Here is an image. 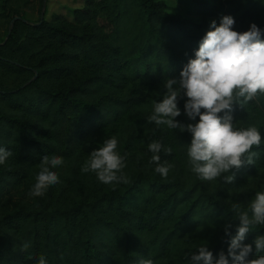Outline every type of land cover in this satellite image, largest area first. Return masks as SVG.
I'll return each mask as SVG.
<instances>
[{"label":"trees","instance_id":"obj_1","mask_svg":"<svg viewBox=\"0 0 264 264\" xmlns=\"http://www.w3.org/2000/svg\"><path fill=\"white\" fill-rule=\"evenodd\" d=\"M76 1L78 8L49 19L40 9L35 23L0 6L9 26L0 40V146L13 152L0 165V264H35L40 255L48 264H187L204 243L214 257L226 254L224 225L235 235L239 224L232 205L247 208L264 191V143L253 147V165L233 169V183L206 182L190 170V134L147 118L163 81L192 58L207 19L230 15L237 32L250 23L264 30V0H191L199 23L163 0ZM183 104L176 119L187 123ZM231 114L264 138V96ZM113 135L127 153V184L81 172L90 151ZM151 140L173 149L160 153L174 164L167 178L148 163ZM45 154L64 158L54 169L60 183L30 197ZM260 234L264 225L243 243ZM25 240L31 247L22 252Z\"/></svg>","mask_w":264,"mask_h":264},{"label":"clouds","instance_id":"obj_2","mask_svg":"<svg viewBox=\"0 0 264 264\" xmlns=\"http://www.w3.org/2000/svg\"><path fill=\"white\" fill-rule=\"evenodd\" d=\"M235 20L230 15L209 23L203 37L198 42L192 58L183 65L178 76L167 77L163 81V92L158 101H153L149 122L156 126H166L170 130L190 134L186 153L190 170L200 180L220 181L231 184L233 169L253 165L264 143L256 125L238 126L232 116L233 106L243 107L250 101L264 96V38L255 23H250L247 31L234 30ZM187 55V53L185 54ZM184 100L183 114L190 122L176 118L181 116L180 100ZM147 149L152 153L148 163L154 165L155 173L167 178L174 164L162 160L160 153L171 155L173 149L165 147L160 140H151ZM13 156V152L0 146V165ZM127 153L121 154L119 140L113 135L103 139L93 148L84 161L81 172L94 173L105 185L127 184L130 182L124 172ZM64 164L59 155H43L35 182L30 188V197H42L49 187L60 183L54 169ZM239 221L235 235L224 225V233L230 237L227 253L220 251L216 257L204 243L187 257V264H264V234L256 235L251 244L243 243L247 234L255 226L264 225V191H256L247 208L232 205ZM254 245V249H253ZM31 241L25 240L20 251L26 252ZM35 264H48L45 255H40ZM137 264H155L152 258H141Z\"/></svg>","mask_w":264,"mask_h":264},{"label":"rangeland","instance_id":"obj_3","mask_svg":"<svg viewBox=\"0 0 264 264\" xmlns=\"http://www.w3.org/2000/svg\"><path fill=\"white\" fill-rule=\"evenodd\" d=\"M44 4L40 8L39 0H0V6L5 4L7 8H13L20 11L22 16L31 23L38 21L39 10L43 8V12L46 13L45 18L49 19L52 14H63L65 15L69 9L78 8L79 4L76 0H43ZM166 2L167 6L177 11L183 17L190 19L196 23H199L201 19L195 15L193 10V4L191 0H163ZM4 2V3H3ZM212 20H216L219 24V20L215 18L207 19L209 30V23ZM9 26L2 18V11L0 7V40L4 38V35Z\"/></svg>","mask_w":264,"mask_h":264},{"label":"water","instance_id":"obj_4","mask_svg":"<svg viewBox=\"0 0 264 264\" xmlns=\"http://www.w3.org/2000/svg\"><path fill=\"white\" fill-rule=\"evenodd\" d=\"M14 20H15V19H14ZM14 20H13V21H14ZM13 21L11 22V24H13Z\"/></svg>","mask_w":264,"mask_h":264}]
</instances>
